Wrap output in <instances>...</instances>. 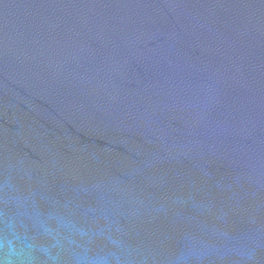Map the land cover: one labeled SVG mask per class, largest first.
<instances>
[{"label": "water", "instance_id": "obj_1", "mask_svg": "<svg viewBox=\"0 0 264 264\" xmlns=\"http://www.w3.org/2000/svg\"><path fill=\"white\" fill-rule=\"evenodd\" d=\"M0 264H264V0H0Z\"/></svg>", "mask_w": 264, "mask_h": 264}]
</instances>
